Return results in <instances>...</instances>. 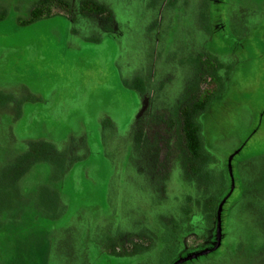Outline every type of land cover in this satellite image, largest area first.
<instances>
[{
	"label": "flooded vegetation",
	"instance_id": "1",
	"mask_svg": "<svg viewBox=\"0 0 264 264\" xmlns=\"http://www.w3.org/2000/svg\"><path fill=\"white\" fill-rule=\"evenodd\" d=\"M125 1L123 4L126 8L128 2ZM230 2L232 1L136 0L137 5L143 9L142 18L145 21L141 28L142 45L140 53L135 56L136 68L134 67L128 80L125 70L120 67L114 72L118 90H121L122 96H127L132 101L131 112L121 121L114 122L116 131L121 137L126 133L135 137L130 147L131 154L137 158L139 165L140 162L145 164L139 159L140 154L145 151L151 159H155L152 167L139 166L135 169L141 179L152 186L160 183L165 185L179 173L178 181L184 179V183L191 188L195 186L196 191L190 195L185 193L173 202L171 195L162 200L158 199L157 203L149 206V211L153 213H139L138 219L135 218L134 212L128 209V200L124 201L118 193L115 206L112 207L108 199L107 208L111 209L116 218L109 231L115 230L121 238V232L128 228L133 230L132 234L141 232V240L131 241L126 246L117 242L115 256L107 255L103 249L89 264H97L100 260L104 264H205L218 260L228 251V219L235 205L234 198L240 191L241 158L245 156L243 152L252 141H255V148L259 152H264V0L261 9L244 5L245 11L241 10V15L250 12L254 14L252 22L240 17L236 18L235 23L232 22ZM67 3L71 12H63L62 15L73 26L71 18L68 17L72 15L73 3ZM81 3L80 1V7ZM96 3L102 6L105 12L86 16H99L104 19L106 25L99 28L98 35L110 37L122 53L121 45L127 36L125 27L128 26L123 17L126 9L117 2L120 14L114 17L104 3ZM29 14L25 16L21 26L45 20L27 24ZM4 15H7V12L1 11L0 17ZM186 19H189L190 25L195 26L197 35L186 34L185 31L182 33L181 25L183 26L182 22ZM179 29L182 30V39L174 37ZM128 30L132 32L133 29L129 27ZM98 43L95 42L94 45ZM118 56L123 58L120 53ZM98 60L103 64V68L107 69L108 58L100 57ZM104 74L105 70L99 72L100 83L108 89L114 88L115 83L112 82L111 76L106 79ZM20 92L17 97H12L10 92L0 88V116L9 105V113L13 117L8 125L3 124L0 118V133L7 131L9 141L21 144L22 139L19 136L16 138L13 130L14 126L26 121L25 106H33L30 121L33 118L36 121L41 116L38 103L48 104V99H39L34 95L36 98L33 101L34 98H28L27 88H22ZM48 95L49 93L46 94ZM217 110L220 113H217ZM217 116L231 123L233 119L240 118L247 128L245 135L242 137L237 131L228 133L222 130L221 135L214 132ZM101 118L113 122L105 115ZM188 121L196 124L195 133L200 139L202 149L195 157L192 167L188 164ZM230 135L236 139L234 145L221 156L216 145L218 137L225 139ZM90 136L91 131L84 127L82 137L85 146L79 147L82 150L85 148L88 155L91 153V147L97 143L91 141ZM37 142L39 141L27 144L25 141L24 148L20 146L16 149L11 160L0 167V188H13V198L6 203L8 208L23 200L30 188H37L41 213L52 221L50 229L53 231L60 218H68L69 198L63 193L66 183L74 191L82 187L80 170L84 160L79 157L82 150L59 152L52 143L42 146ZM48 161L54 165L55 171L48 173V183L42 188L38 183L40 165ZM127 168L126 165L114 170L116 175L119 173L121 176L122 170ZM217 171H222V175ZM148 175L151 177H146ZM153 176H156L158 183H155ZM220 183L223 184L221 190L218 189ZM108 194L110 196V193ZM170 203H178L177 210L167 209L163 215L158 213L163 206L170 207ZM123 211L128 213V221L123 218ZM110 238L107 239L105 247L111 242ZM189 238H193L196 244L188 245ZM205 250L212 251L207 255L178 263ZM165 253L169 256L168 261L164 260L165 256L160 258Z\"/></svg>",
	"mask_w": 264,
	"mask_h": 264
},
{
	"label": "rangeland",
	"instance_id": "2",
	"mask_svg": "<svg viewBox=\"0 0 264 264\" xmlns=\"http://www.w3.org/2000/svg\"><path fill=\"white\" fill-rule=\"evenodd\" d=\"M67 1L73 3L72 15L68 16L73 26L62 15L63 11L57 8L51 18L21 26L37 0H0V12H7V15L0 17V88L10 92L12 97H17L22 88H27L28 98H34L33 101L36 97L48 99V104L38 103L41 116L36 121L34 118L30 121L33 106H25L26 121L14 126L13 130V135L22 139L21 144L9 141L7 131L0 133V167L15 154L16 149L20 146L24 148L25 141L27 144L39 141L37 143L42 146L52 143L59 152H80L82 149L79 146H85L82 137L84 127L91 131L89 139L97 141L89 155L85 148L79 154L84 160L80 170L82 187L74 191L66 183L63 193L69 198L68 218H60L53 231L50 229L52 221L41 213L37 188L29 187L23 200L8 208L6 203L13 198V188L1 186L0 264H89L103 249L107 255L115 256L117 242L126 246L131 241L141 240L142 233L132 234L133 230L126 228L119 238L115 230L110 232L116 218L107 208L108 199L112 207L115 206L118 193L124 201L128 200V209L138 219L142 212L151 215L153 211H149V206L157 203L158 199L171 195L173 202L185 193L190 195L196 191L195 186L191 188L184 183V179L178 181L179 173L165 185L152 186L141 179L135 169L139 166L152 167L155 159H151L145 151L139 158L145 164L140 162L139 165L137 158L131 154L130 145L135 137L131 133L121 137L116 131L114 122L121 121L131 112L132 101L118 90L114 72L120 67L125 70L128 80L137 65L135 56L140 53L141 28L145 23L141 6L137 5L136 0H126V8L123 4L125 0H94L104 3L114 17L120 14L117 2L126 9L123 17L128 23L125 27L127 36L121 45V53L114 40L98 35L99 28L106 25L103 18L84 15L80 11L82 0ZM231 1L230 20L234 23L238 17L252 22L254 14L241 15V10L246 9L244 5L261 9L263 2ZM182 23L183 31L179 29L175 33L176 39H182L181 31L197 35L189 19ZM129 27L133 29L132 32H129ZM95 42L98 44L94 45ZM119 53L123 58L118 56ZM100 57L108 58L107 69L98 60ZM104 70L106 79L111 76L115 83L112 89L99 81V72ZM9 110L11 107L8 105L0 116L6 125L13 118ZM217 113L220 112L217 110ZM103 115L113 122L102 119ZM214 127V132L220 135L222 130H226L228 133L237 131L243 137L247 131L240 118L233 119L231 123L218 117ZM228 136L225 139L218 137L216 145L221 156L228 148L231 149L236 140ZM243 155L240 191L234 198L235 205L228 219L230 247L218 260L205 264H264V152H259L255 148V141H252ZM126 165L128 168L122 170L121 176L119 173L116 175L114 169ZM40 166L38 183L44 188L50 172H54L55 168L49 161ZM217 172L222 175V171ZM152 178L158 183L156 176ZM26 182H29L28 179ZM222 188L223 184L220 183L218 189ZM178 203L163 206L158 213L163 215L167 209L175 211ZM123 214L128 221V213L123 211ZM109 237L111 242L105 247ZM187 244L195 245L196 241L189 238ZM163 256L168 261L167 253L160 258L163 259ZM97 264L104 263L100 260Z\"/></svg>",
	"mask_w": 264,
	"mask_h": 264
},
{
	"label": "trees",
	"instance_id": "3",
	"mask_svg": "<svg viewBox=\"0 0 264 264\" xmlns=\"http://www.w3.org/2000/svg\"><path fill=\"white\" fill-rule=\"evenodd\" d=\"M81 2L80 11L84 15L102 14L105 12V9L94 0H82ZM55 8L62 10L67 14L71 12L70 6L66 0H38L34 8L30 11L28 20L26 21L27 24L41 19L50 18L54 13L53 11ZM195 130L196 124L188 121L186 141L189 154L188 156H190V158H188V164H190L191 167L195 162V157L200 154L201 149V142L196 136ZM192 171H194V168Z\"/></svg>",
	"mask_w": 264,
	"mask_h": 264
},
{
	"label": "water",
	"instance_id": "4",
	"mask_svg": "<svg viewBox=\"0 0 264 264\" xmlns=\"http://www.w3.org/2000/svg\"><path fill=\"white\" fill-rule=\"evenodd\" d=\"M217 224H218L217 232H218V235H219V234H220V220H219V214H218V216H217ZM217 241L219 242V238H217ZM218 246H219V245H218ZM216 248H217V246H216ZM213 250H214V249H213ZM211 251H212V250H205V251L199 252V253L194 254V255H192V256H190V257H187V258H185V259H183V260H180L178 263H181V262L187 261V260L192 259V258H197V257H199V256L207 255V254H209ZM176 264H177V263H176Z\"/></svg>",
	"mask_w": 264,
	"mask_h": 264
}]
</instances>
